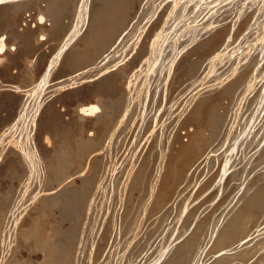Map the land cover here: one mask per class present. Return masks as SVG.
Returning <instances> with one entry per match:
<instances>
[{
	"label": "bare ground",
	"instance_id": "1",
	"mask_svg": "<svg viewBox=\"0 0 264 264\" xmlns=\"http://www.w3.org/2000/svg\"><path fill=\"white\" fill-rule=\"evenodd\" d=\"M0 264H264V0H0Z\"/></svg>",
	"mask_w": 264,
	"mask_h": 264
},
{
	"label": "rangeland",
	"instance_id": "2",
	"mask_svg": "<svg viewBox=\"0 0 264 264\" xmlns=\"http://www.w3.org/2000/svg\"><path fill=\"white\" fill-rule=\"evenodd\" d=\"M36 11H37V9H32V10L26 12V13L24 14V17H26V18H30L31 20H32V19L35 20L34 18H37V16H38V15L36 14V13H38V11H37V12H36ZM38 14H39V13H38ZM33 15H35V16L37 15V16L33 18ZM31 17H32V18H31ZM38 18H39V16H38ZM38 18H37V19H38ZM37 19L35 20V22L33 21L32 23L35 24V23L37 22ZM65 78H67V77H65ZM65 78H62V79H65ZM62 79H61V80H62ZM56 82H57V81H56ZM56 82L53 81V84L56 83ZM61 109L66 111V109H64V107H62Z\"/></svg>",
	"mask_w": 264,
	"mask_h": 264
}]
</instances>
